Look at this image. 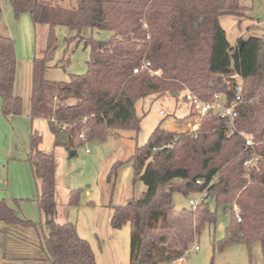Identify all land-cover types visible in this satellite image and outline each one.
<instances>
[{
	"label": "trees",
	"instance_id": "16d2710c",
	"mask_svg": "<svg viewBox=\"0 0 264 264\" xmlns=\"http://www.w3.org/2000/svg\"><path fill=\"white\" fill-rule=\"evenodd\" d=\"M71 1L64 7L59 0H9L15 17L27 14L34 26L47 27L43 56L33 60L29 117L49 122L55 147L61 144L72 151L76 142L85 144L79 138L81 131L86 142L104 140L109 131L138 133L136 103L148 96L187 90L207 98L225 94L231 101L230 77L237 74L242 80L233 132L214 114L202 118L194 133L168 131L161 122L147 143L134 149V176L145 190L138 199L112 207L110 218L113 229L130 227L129 264H171L182 259L202 228L215 226L211 203L224 211L230 208L225 237L213 247L236 241L249 249L259 242L264 264V34L240 38L231 46L219 21L222 16L254 20L251 7L239 0ZM1 13L0 6V26ZM59 27L78 35L83 29L111 32L103 40H84L89 48L86 72L70 75L65 83L43 76ZM144 62L149 68L134 74L133 69ZM16 65L13 40L0 35L3 117L22 114V99L14 95ZM59 133L66 135L64 144L57 141ZM245 137L252 139V146H246ZM41 142L42 136L33 130L25 162L36 182L43 221L20 218L0 199V223L33 229L38 235L45 226L47 235L39 249L41 260L48 264H97L74 224L54 221L55 155L41 151ZM251 158L257 160L246 168L244 163ZM175 192L185 197L205 193V198L196 208L176 214ZM79 195L72 192L68 203L77 205Z\"/></svg>",
	"mask_w": 264,
	"mask_h": 264
},
{
	"label": "rangeland",
	"instance_id": "374dc122",
	"mask_svg": "<svg viewBox=\"0 0 264 264\" xmlns=\"http://www.w3.org/2000/svg\"><path fill=\"white\" fill-rule=\"evenodd\" d=\"M239 2L245 7L252 4V0ZM68 3L65 1L60 5L67 7ZM71 3L74 4L75 0ZM0 6V35L11 38L15 46V90L23 103L22 114L16 119L21 122L30 111L33 60L43 56L47 27L34 26L27 14L15 17L9 0H0ZM219 21L231 46L236 45L240 38L262 35L255 28L258 25L256 19L222 16ZM110 35L111 32L96 29H83L78 35L65 27L57 28L54 50L45 62L44 78L51 82L65 83L70 75L84 74L89 59V48L84 46V40L90 37L103 40ZM135 109L136 116L140 118L138 133L127 130L109 131L104 140H91L83 145L76 142L72 151L66 150L61 144L54 146L56 137L48 130L46 124H42L43 129H37L42 136L41 150L54 152L55 155V185L58 209L64 218L62 220L68 219L79 227L83 236H86L84 240L90 245L97 264H129L130 227L125 225L121 229H113L110 218L112 207L138 199L145 190L143 183L134 176L131 162L134 149L145 145L151 132L161 122L164 128H171L170 124L173 122L183 124L178 127L179 130L187 129V124L193 122L188 120L187 116L183 119L187 109L183 106L180 95H151L139 100ZM161 110L165 113L164 116L159 114ZM7 126L11 131L12 127L10 128L8 123ZM10 133L0 136V161L6 148H13L15 141L18 149L22 148L20 138L25 134L16 135L13 131ZM57 141L64 144L66 135L59 133ZM86 150L89 152L86 153ZM71 152H74V155L70 156ZM74 191L80 192L79 202L77 205H70L68 200ZM87 191L90 192L89 197L86 195ZM200 198V194L185 197L180 193H173L172 204L175 213L183 209L190 210L189 200L199 202ZM26 205L31 211L35 209L32 203ZM210 209H216L215 226L205 225L189 244L182 262L171 264H263L259 242H254L249 249L236 241L224 244L221 248L213 247V242L218 244L225 237L224 229L230 222V208L224 211L223 206L216 208L211 203ZM27 218L38 224L43 221L37 213L28 215ZM234 218L236 219L235 216ZM0 227L6 226L0 223ZM43 227L44 233L40 231L39 235L33 229L22 228L13 230V234L8 237L0 234V264H47L32 259L34 254H40L37 246L47 235V229Z\"/></svg>",
	"mask_w": 264,
	"mask_h": 264
},
{
	"label": "crops",
	"instance_id": "0c3cea01",
	"mask_svg": "<svg viewBox=\"0 0 264 264\" xmlns=\"http://www.w3.org/2000/svg\"><path fill=\"white\" fill-rule=\"evenodd\" d=\"M250 7H251L250 15L258 22L257 23L258 25L255 27L256 30L258 31V33L264 34V19H262V17H264V0H252V4ZM14 95L17 96L15 90V83H14ZM27 113L28 114H26L25 120L21 122L17 121L18 120L16 119L17 116L3 117L0 114V136L6 133L9 135L11 131H13L16 135L21 133L22 135L25 134L26 136V137L25 136L22 137L20 135L21 146H22L21 150L18 149V145L16 141L15 143L13 142L14 149L12 148V146H8V148H6L5 150V153L3 154L2 161H0L2 167L0 168V199L6 200L8 205L17 212L20 218L23 219H28L27 216L31 214L35 215L37 213L38 215H40L36 204V195H37L36 182L34 181V178L32 176L30 166L25 162V157L29 149V135L33 130L38 132L39 130L37 129L39 128L43 129L42 127L44 126L42 124H46L48 130L51 131L49 127V122L47 120L38 119V118L31 119L29 117V112ZM189 114L190 112L187 109L185 115L183 116V119ZM179 120H181V118H179ZM7 123L10 125V128L12 127L11 131L8 128ZM170 126L171 128H165V129L168 131H176V132H185L188 130V127L187 129L183 128L182 130L181 129L179 130V128L183 126V124L180 125V123L178 122H173L170 124ZM10 144H12V140H10ZM86 195L89 197L90 192L87 191ZM57 200H58L57 186L55 185L56 207L54 212V221L58 224L70 222L68 219L62 220L64 218H62L61 212L58 209ZM31 203L34 204V208H35L32 209V211L31 208L27 207L26 205ZM70 223L73 224V222ZM74 226L76 228L78 235L82 239H86V236H83L79 227L76 224ZM17 228H22V227L19 226L0 227V234L1 235L3 234V236L6 237L11 236L13 234L12 233L13 230H16ZM43 228L44 227H42L41 231L44 233ZM22 229L26 230V228H22ZM37 247L39 248V245ZM42 258H43V254L41 250H40V254L36 253L32 257L33 260L45 262L41 260ZM22 259L27 260V258H22Z\"/></svg>",
	"mask_w": 264,
	"mask_h": 264
},
{
	"label": "built area",
	"instance_id": "2783aa9c",
	"mask_svg": "<svg viewBox=\"0 0 264 264\" xmlns=\"http://www.w3.org/2000/svg\"><path fill=\"white\" fill-rule=\"evenodd\" d=\"M60 3L65 2L67 0H59ZM149 63L144 62L142 63L141 67L134 68L133 73L137 74L141 70L148 69ZM154 74H157L155 72ZM231 80H234V83L232 84V100L228 101L227 96L225 94H214L211 98H207L204 96H197L193 93L185 90L180 94L181 99L183 101V106L189 110L191 117L187 118L188 120H192L193 122L191 124H187L188 130L185 132L188 133H194L199 131L200 129V123L201 119L208 116L209 114H213L214 109H218L220 112L217 114L221 119L226 121V126L229 130V132L234 131V120L237 117V111L236 108L239 104L242 103V95H243V87H242V80L241 78L235 74L230 77ZM160 115L164 116V112L161 110L159 112ZM186 119V120H187ZM241 135H243L241 133ZM79 138L84 141L86 144V140L84 137L83 131H81ZM246 140V146H252V139L249 137H245ZM89 151L86 150V153ZM256 158H251L248 161L244 163V166L246 168L251 167L254 162L256 161ZM196 183L200 184V181H197ZM201 198L200 201H196L193 199L189 200V205L192 209L196 208V206L204 200L205 193L200 194ZM236 221L239 222V216L237 212H235ZM197 250L198 247H195ZM182 262V259L178 260ZM176 263V262H175Z\"/></svg>",
	"mask_w": 264,
	"mask_h": 264
},
{
	"label": "water",
	"instance_id": "95a60500",
	"mask_svg": "<svg viewBox=\"0 0 264 264\" xmlns=\"http://www.w3.org/2000/svg\"><path fill=\"white\" fill-rule=\"evenodd\" d=\"M199 21H200V19H199ZM241 44H242V43H240V45H241ZM171 96H172V97L178 96V93H173ZM219 112H220V111H219L218 109H214L213 114H214V115H217ZM73 154H74V152H71V153H70V156H72Z\"/></svg>",
	"mask_w": 264,
	"mask_h": 264
}]
</instances>
